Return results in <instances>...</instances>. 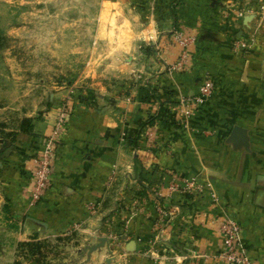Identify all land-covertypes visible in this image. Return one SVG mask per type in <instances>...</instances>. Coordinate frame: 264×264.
<instances>
[{"label":"crops","instance_id":"obj_1","mask_svg":"<svg viewBox=\"0 0 264 264\" xmlns=\"http://www.w3.org/2000/svg\"><path fill=\"white\" fill-rule=\"evenodd\" d=\"M99 14L87 94L66 101L51 132V173L36 204L33 158L42 138L18 133L7 152L0 232L16 243L58 242L65 251L52 264H224L214 192L237 220L250 264H264V0H103ZM174 29L195 42L185 67L169 72L179 57ZM237 39L252 43L234 52ZM206 75L212 96L186 126L155 137L156 148L145 141L136 149L130 140L159 108L145 101L147 84L185 96ZM46 118L37 129L47 136ZM173 179L200 192L168 193ZM157 203L171 214L165 221ZM100 237L106 242L87 255Z\"/></svg>","mask_w":264,"mask_h":264},{"label":"rangeland","instance_id":"obj_2","mask_svg":"<svg viewBox=\"0 0 264 264\" xmlns=\"http://www.w3.org/2000/svg\"><path fill=\"white\" fill-rule=\"evenodd\" d=\"M102 2L0 0V173L16 134H38L42 149L66 101L87 94L84 72L100 49L95 37ZM250 41H244L247 48ZM48 115L53 126L46 136L37 128L47 124ZM4 210L0 199V229ZM60 245L37 239L16 243L0 232V264H52L65 251Z\"/></svg>","mask_w":264,"mask_h":264},{"label":"built area","instance_id":"obj_3","mask_svg":"<svg viewBox=\"0 0 264 264\" xmlns=\"http://www.w3.org/2000/svg\"><path fill=\"white\" fill-rule=\"evenodd\" d=\"M172 38L179 48V57L175 63L166 66L169 72L180 71L185 67L188 48L195 42V37L193 35L186 34L179 29H174L172 31ZM153 47L155 48L156 46L153 44ZM247 47L248 44L246 42L242 39H237L234 41L233 51H244ZM213 90L214 84L211 78L206 75L203 83L199 85L194 94L179 96L178 103L175 107V113L181 127L186 126L199 106L210 100ZM142 134L147 143L152 144L155 141L154 129H143ZM54 135L55 132L43 141L41 151L33 158L34 178L30 204H36L47 190L48 179L51 173V156L55 143ZM167 191L168 193L178 192L180 194L200 192L198 188L194 187L192 181L187 179H173L169 183ZM153 196L156 200H159L161 197V195L156 192L153 193ZM209 198L212 207L218 212L217 226L221 242V250L218 254L219 261L224 264H250L239 240L240 228L237 220L225 212L224 208L220 205L218 196L214 192L210 193ZM135 207L134 202L132 208L135 210ZM156 212L159 221H165V219H168L171 215L170 212L159 203L156 205ZM108 237H112L111 234H109Z\"/></svg>","mask_w":264,"mask_h":264},{"label":"trees","instance_id":"obj_4","mask_svg":"<svg viewBox=\"0 0 264 264\" xmlns=\"http://www.w3.org/2000/svg\"><path fill=\"white\" fill-rule=\"evenodd\" d=\"M178 98L179 96L172 89L165 88L161 85L147 84L145 101L148 103L157 102L159 108L156 113L151 114L148 119L142 123L139 132L130 140L136 149L142 148L145 144V139L142 134L143 129H154L155 137L157 139L159 138V142H161L163 141L161 136L165 132L181 128L175 113ZM159 142L155 140L153 142L154 144L152 143L153 145L149 146L156 148ZM141 194H143L142 187L136 192V196H141Z\"/></svg>","mask_w":264,"mask_h":264},{"label":"water","instance_id":"obj_5","mask_svg":"<svg viewBox=\"0 0 264 264\" xmlns=\"http://www.w3.org/2000/svg\"><path fill=\"white\" fill-rule=\"evenodd\" d=\"M105 242H106V238L100 237V238L97 239V244L88 246L85 249V252L87 253V255H89L91 252H93L94 250H96L97 248L102 246Z\"/></svg>","mask_w":264,"mask_h":264}]
</instances>
